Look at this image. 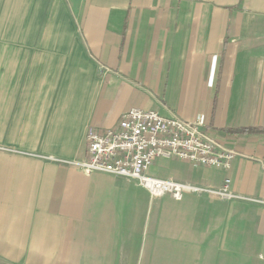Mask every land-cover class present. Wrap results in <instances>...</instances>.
<instances>
[{
    "label": "crops",
    "instance_id": "1",
    "mask_svg": "<svg viewBox=\"0 0 264 264\" xmlns=\"http://www.w3.org/2000/svg\"><path fill=\"white\" fill-rule=\"evenodd\" d=\"M131 108L238 154L150 175L247 200L77 169ZM0 264H264V0H0Z\"/></svg>",
    "mask_w": 264,
    "mask_h": 264
},
{
    "label": "built area",
    "instance_id": "2",
    "mask_svg": "<svg viewBox=\"0 0 264 264\" xmlns=\"http://www.w3.org/2000/svg\"><path fill=\"white\" fill-rule=\"evenodd\" d=\"M204 117L188 122L176 115L131 108L121 114L116 128L85 133V158L72 164L85 174L102 173L135 181L151 197L164 195L180 201L186 193L220 200H247L229 190L228 179L219 189L198 188L149 174L156 159L187 162L193 166L227 171L238 155L205 130ZM263 203V202H262Z\"/></svg>",
    "mask_w": 264,
    "mask_h": 264
},
{
    "label": "rangeland",
    "instance_id": "3",
    "mask_svg": "<svg viewBox=\"0 0 264 264\" xmlns=\"http://www.w3.org/2000/svg\"><path fill=\"white\" fill-rule=\"evenodd\" d=\"M197 200H198V204H199V213L200 212H205V211H214V210H216V211H221V209H220V207H218V206H216V205H212L211 203H206V201H208V200H206V198H200V197H195ZM211 201H212V199H211ZM210 201V202H211ZM201 234H202V232L201 231H199V241L201 240ZM201 254H199V256H200ZM206 256V254L204 255V257Z\"/></svg>",
    "mask_w": 264,
    "mask_h": 264
},
{
    "label": "trees",
    "instance_id": "4",
    "mask_svg": "<svg viewBox=\"0 0 264 264\" xmlns=\"http://www.w3.org/2000/svg\"><path fill=\"white\" fill-rule=\"evenodd\" d=\"M255 131V130H254Z\"/></svg>",
    "mask_w": 264,
    "mask_h": 264
}]
</instances>
